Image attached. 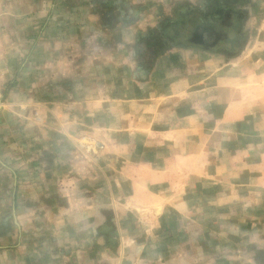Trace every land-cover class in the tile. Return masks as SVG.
<instances>
[{"label": "crops", "instance_id": "crops-1", "mask_svg": "<svg viewBox=\"0 0 264 264\" xmlns=\"http://www.w3.org/2000/svg\"><path fill=\"white\" fill-rule=\"evenodd\" d=\"M1 1L16 50L0 98V264L102 259L111 222L118 264L133 245L141 264H260L264 92L249 56L172 50L140 70L137 37L182 0ZM86 134L109 146L91 181L68 152Z\"/></svg>", "mask_w": 264, "mask_h": 264}, {"label": "rangeland", "instance_id": "rangeland-1", "mask_svg": "<svg viewBox=\"0 0 264 264\" xmlns=\"http://www.w3.org/2000/svg\"><path fill=\"white\" fill-rule=\"evenodd\" d=\"M0 2L2 1L0 0ZM217 4L220 6V8H225L226 10L229 9V11L233 14V27L222 28V30L227 31V34L225 33L224 35L220 36L222 40L216 42L212 41L210 44H208L210 46L209 50L194 46H190L187 49L173 50H197L199 51V53H205L206 55L219 56L220 58H223L226 63H237L234 61H238L243 56H249V61L246 62L243 69L246 70L245 72L248 71L251 74H254L255 72L262 74L261 76H258L256 78L255 82L253 80L250 82V84L255 83L257 85H261L262 90L264 92V0H220V3L211 0H182L181 4L177 5V7L183 6V8H199L200 10L214 12ZM187 8L184 10L186 11ZM166 14L167 15L164 16L168 18L173 17V12L167 11ZM112 40L114 41V39ZM87 49V52L89 51V53H94L92 50H90L89 46ZM15 50L16 49L14 44L8 42L7 37L4 34H0V98H2L3 96L2 90L4 82L11 83L10 81H5L6 69L3 65L4 56H6L9 52ZM151 54H153V49L147 52V56L141 57L149 60ZM12 87L13 86H6L4 87V89L9 90ZM260 95H262V93ZM74 142V147H72L71 150L68 152L71 153L72 166H75L76 168L75 177L82 180L84 179L82 175H86L84 180H94V174L97 173V171L94 169V162L98 160L104 153H107L109 149L108 144L106 142L98 140L93 134L82 135L77 138ZM84 162L87 164V167L90 166L91 169L89 170V172H87V174H80L78 172V169L82 168L80 164H84ZM139 214L140 220L136 218L137 221L133 220L131 224H133L135 230H139V232H142L143 227L148 228V223H146V220L148 219L149 214ZM112 226H115L113 222H111V224L107 223L105 226H103V228L101 229V233L98 235V237L104 239V244H106V247H109V249H112V252H114L112 254L108 252L100 253V255L104 254V257L102 259H98L99 255L91 254L92 257L90 258V255L87 254V261L89 262L88 264H99L100 262H105V264H116V260H120V258L122 257V254L118 253V249L122 243L120 239L118 240L115 237L111 236L113 232ZM150 239H152V237H150ZM139 241L142 243L144 239L140 238ZM135 247L136 246L133 245L131 250L127 249L128 251H125V259L128 258L130 264L132 262V264H136L140 257L143 255L141 252V246L139 247V250L134 251ZM169 258H167V261L164 263L174 264V258ZM258 259L260 260V264H264V254L260 256L258 255ZM137 264H141V262H138ZM151 264L157 263L155 262Z\"/></svg>", "mask_w": 264, "mask_h": 264}, {"label": "trees", "instance_id": "trees-1", "mask_svg": "<svg viewBox=\"0 0 264 264\" xmlns=\"http://www.w3.org/2000/svg\"><path fill=\"white\" fill-rule=\"evenodd\" d=\"M211 1L220 3V0ZM182 8L183 6L177 7L173 17H163L158 27L148 28L145 34L137 37L135 47L140 70H145L157 57L169 50L187 49L190 46L209 50L208 44L212 41H221L220 36L227 34V31L222 28L233 27V14L229 9L220 8L218 4L214 12L190 7H186L185 11L186 8ZM105 41L103 39L96 40L94 48L111 47L109 42ZM151 49H153V54H151L153 59L141 61L140 59H143L141 56H147V52ZM259 253H261L260 255L264 254L263 252Z\"/></svg>", "mask_w": 264, "mask_h": 264}, {"label": "built area", "instance_id": "built-area-1", "mask_svg": "<svg viewBox=\"0 0 264 264\" xmlns=\"http://www.w3.org/2000/svg\"><path fill=\"white\" fill-rule=\"evenodd\" d=\"M0 77H1V72H0Z\"/></svg>", "mask_w": 264, "mask_h": 264}]
</instances>
